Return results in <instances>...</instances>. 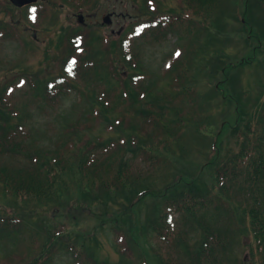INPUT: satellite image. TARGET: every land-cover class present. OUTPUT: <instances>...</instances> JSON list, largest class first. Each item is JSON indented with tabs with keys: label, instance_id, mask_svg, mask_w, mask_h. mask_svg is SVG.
<instances>
[{
	"label": "trees",
	"instance_id": "trees-1",
	"mask_svg": "<svg viewBox=\"0 0 264 264\" xmlns=\"http://www.w3.org/2000/svg\"><path fill=\"white\" fill-rule=\"evenodd\" d=\"M60 1L62 9L65 5L70 11H80L85 2L96 6L101 3L100 0ZM167 1L133 0L139 8L133 16L134 21L118 40L106 39L95 27L84 29L62 23L58 13L61 6L57 7L55 0L39 9L38 25L45 15L42 26L49 28L47 31L54 29L49 40L51 44L53 41L55 49L49 51L51 54L45 53L35 71L22 75L28 79L37 111L45 110L54 117L51 131L56 128L55 138L41 139L39 122L31 119L29 123L27 103L20 108L10 106L5 95L11 82L0 83V207L4 206L0 209V264H57L53 257L59 251L71 254L73 264H172L158 248L146 250L144 247L151 246V237L160 236L166 241L171 239L170 247L179 254L174 255L173 264H185V257L192 259V264H244L236 257L238 238L244 234L251 237V258H257L256 264H264V208L252 205L242 213L235 205L229 211L232 203L227 198L230 191L236 192L251 184L264 187V106L245 125L240 121L235 125L231 121L224 124L219 135L221 139L207 144L216 148L214 154L202 153L205 162L202 171L209 172L210 168L214 171L209 182L200 175L199 167L196 186L178 183L164 190L158 182L162 171L155 165L145 171L131 169L140 157L149 159L142 155L154 158L164 155V149L176 141L175 132L180 133L184 141L189 140V136L193 140L201 124L194 121L190 129L189 114L178 118V111L169 108L166 98L158 95L157 80L146 83L141 79L145 72L140 58L141 42L146 38L161 41L171 34L188 43L196 27L191 41L194 48L199 44L200 48L192 46L191 62L190 45L187 44L185 59L177 62L172 70L181 72L188 80L193 64L205 65L197 56L211 49L213 66L221 73L224 71L225 88H221L224 93L232 87L227 69L230 66L244 69L255 59L256 52L264 53V0H249L257 11L245 17L246 31H236L231 36L235 18L233 13L222 8L231 7L239 0ZM9 12L14 17L11 4H0V13L7 15ZM162 15L168 17V23L159 20ZM5 20L0 19V35L9 28L6 23L10 21L5 23ZM143 23L147 26L128 49L124 45L127 34ZM233 35H240L248 52L238 61L230 59L237 64L226 66L227 56L222 46ZM100 89L105 96L103 100L98 98ZM72 96L75 97L66 109L67 99ZM263 98L261 95L260 99ZM82 100L88 104V109L73 119ZM106 100L109 103L105 105L103 101ZM159 100L164 103L156 105ZM86 114L89 120L95 121L94 128L85 125ZM254 118H257L255 122ZM225 136L226 144L223 142ZM222 146L227 148V153ZM200 160L192 153L193 165L198 167ZM221 172L227 182L220 189L227 197L218 193L212 195ZM79 193L86 196L87 203L76 211L90 212L91 203L98 204L100 215L97 216L111 224L118 234L113 244L116 262L102 260L96 250L101 247L96 242L94 247L90 244L94 237L68 221L52 228L36 225L40 222L35 218L51 219L50 214L63 217L66 213L63 203ZM56 200L62 203L55 204ZM213 201L218 203L216 207ZM221 201L227 202L219 217ZM110 203L118 211L109 217ZM165 207L180 213L182 230L170 228ZM143 209L146 212L141 220ZM28 216L33 217L31 222ZM34 219L36 223L33 224ZM233 219L245 229L237 235L235 231H225L219 223L223 220L232 225ZM192 229L200 232L196 246L189 243ZM21 242L26 250L22 254L17 249Z\"/></svg>",
	"mask_w": 264,
	"mask_h": 264
},
{
	"label": "rangeland",
	"instance_id": "rangeland-1",
	"mask_svg": "<svg viewBox=\"0 0 264 264\" xmlns=\"http://www.w3.org/2000/svg\"><path fill=\"white\" fill-rule=\"evenodd\" d=\"M4 1V0H2ZM42 2L40 0H36L34 2ZM102 7H105L109 11L115 10L117 13H126L127 10L128 13L130 14V18L127 19H122L120 21L113 19L112 23V29L115 30L116 32L118 29L126 24H128L132 20V16L135 15L136 10H138L136 4L133 3V0H102ZM41 7H39L40 9ZM61 6V11L58 10V13L61 17L62 22H71L74 23L75 19H71V12L69 8H67L65 5ZM36 9V8H35ZM38 11V10H37ZM89 22V21H85ZM92 23H101V18L99 16L93 20H90ZM21 26H24L23 23H20ZM35 28V27H34ZM37 29V28H35ZM49 28H46L42 30L38 29L35 34H33L31 31H28L23 34L25 36V41L27 43L26 47L29 45L30 48H35L36 51H34L33 55L24 53L25 48H21L20 44L18 42H12L10 43L9 41H3L0 44V62H3L4 65L0 66V83L3 85L4 83H12V86L14 88L10 89L7 93V100L9 101L10 104L17 103L18 106H23V103H26V99L33 101L31 97V88H29V83L27 82L26 85L24 84H15L18 80V76L22 75L23 72H30V71H35V67L37 66V63L39 60H41L43 57H45V53L48 52H53V49H55L53 45L49 40V34L51 32H54V29H51L47 31ZM57 29V28H56ZM102 31L106 34H109V29L102 28ZM14 40H18L16 37L12 36ZM32 39V40H31ZM173 41V40H172ZM143 57L146 61L147 67L151 72H157V69L160 65L161 59L163 58L165 53L170 52L171 46H169L167 43H165L163 46L156 47L155 49H152L148 47L147 44H143ZM244 46V44H242ZM50 51V52H49ZM227 55H229L231 58L235 57L234 53H236V50L234 47H231L227 49ZM264 53H261V50L256 52V57L255 61L251 62V64L246 67V68H232L230 66L229 69H227V76L229 79L230 84L232 85L231 87V92H233L235 95V98L233 101H223V98H219L216 93L214 92V88L216 86H221L220 83V77L221 73L215 78L214 81L211 80L210 78V73L212 71L211 67V60L212 56L208 54L201 55L199 57V61L203 62L206 64V76L210 80L209 84V90L211 91L210 94L215 95L214 98V103L218 104L221 106V114L217 118H213L210 116L211 112L213 113V110L205 109L206 111V125H207V130L211 132L212 135H216L218 132H221L223 129H220V123L221 119H226L233 121L234 125L237 122H241L242 124H246L249 122L250 119H252L254 114H259V112L262 110V107L264 106V100L258 98L260 95V92L262 91L264 93ZM169 62V61H168ZM226 62H231V61H226ZM242 71V74L240 75L238 81H237V75L239 74V71ZM244 72H246L244 74ZM250 80V83L248 82ZM263 80V83L257 82V80ZM237 81V82H236ZM246 82H248L246 84ZM218 88V87H217ZM250 90V93H247L246 91ZM221 92V91H219ZM206 94V93H205ZM243 95H246L244 97ZM73 97V96H72ZM71 97V98H72ZM72 99H67V107L68 108L70 102ZM26 108L28 111L32 112L30 113L32 118H29V123L31 122V119L33 121H38L39 122V129L41 134H45V139L49 138L52 135V132L48 130V125L50 120L47 116L43 115V112L46 113L44 110L43 112H38L37 109L35 108V105L32 103L26 104ZM229 109H232L235 114L234 116L230 115ZM257 118H254V122L256 121ZM28 121V120H27ZM26 121V122H27ZM219 129V131H217ZM48 130V131H47ZM221 130V131H220ZM46 131V132H45ZM44 132V133H43ZM40 138H44L43 136H40ZM226 138V136L223 138V140ZM46 141V140H45ZM207 149V148H206ZM191 153V151H189ZM191 156V155H190ZM193 171H195L193 169ZM207 174L212 175V169H209V172ZM194 175V172H190V176L192 177ZM210 176H205L204 180L209 182ZM197 185V184H196ZM74 196V195H73ZM55 204H61L62 200H56L54 201ZM86 196L84 194L79 193L78 195L74 196L73 199L66 201V203H63V209L66 213H64L63 217L62 216H52L50 214L51 219H45V218H35L37 221H39V224H36L42 228V226L45 224L48 228H52L53 226H58L59 224L65 223V221H68L69 223H72V226H75L82 232H88L90 233V237H94L90 239V244L91 246H95L94 243L101 247L100 250L96 248L97 252L99 251L100 258L102 260L109 259L112 262H116L118 260L117 256L115 255L114 248L112 246L113 244V228L111 224H107L108 222H105L101 219V216H97L98 214L100 215L99 208L100 206L96 203H91V208H89L91 211L85 212V211H76L77 207H84L86 206ZM0 209H4V206L1 205ZM53 207V205H52ZM76 208V209H75ZM108 210H109V217L112 216V214H116L118 211V208L110 203L108 205ZM48 212V209H46V213ZM42 212V214H46ZM36 216V214L33 215V217ZM32 216H28V220L31 222ZM108 217V218H109ZM106 218V220L108 219ZM141 220L144 218V213L143 211L140 214ZM33 220V224L36 223V220ZM179 226V224H178ZM200 232H198L197 235H199ZM248 238H245V243L247 244L250 241V235H247ZM149 238V236H147ZM23 242H21L18 246V252L22 254V252H26L25 248H23L25 245H22ZM193 244L196 246L197 245V239L193 241ZM245 244V246H246ZM145 249L150 250L154 249V247L158 248V250L161 251L163 254V257H167L169 252L171 251V248L167 245L166 241H160L159 243L154 240L152 237V245L149 247V245L144 246ZM236 247V257L238 258L241 257L245 259L246 264H250V258L248 256V248L246 247H240L238 250ZM177 252V256H178ZM71 254H66L64 251L56 254L54 256V260L57 262V264H70L71 262ZM170 260V259H168ZM257 260V258H255ZM252 261V260H251ZM183 263L185 264H192L191 259H184ZM254 264H256L254 262Z\"/></svg>",
	"mask_w": 264,
	"mask_h": 264
},
{
	"label": "water",
	"instance_id": "water-1",
	"mask_svg": "<svg viewBox=\"0 0 264 264\" xmlns=\"http://www.w3.org/2000/svg\"><path fill=\"white\" fill-rule=\"evenodd\" d=\"M36 0H21L19 1V5H24V4H28V3H31V2H34Z\"/></svg>",
	"mask_w": 264,
	"mask_h": 264
},
{
	"label": "snow or ice",
	"instance_id": "snow-or-ice-1",
	"mask_svg": "<svg viewBox=\"0 0 264 264\" xmlns=\"http://www.w3.org/2000/svg\"><path fill=\"white\" fill-rule=\"evenodd\" d=\"M179 54H180L179 52L176 53V55H179Z\"/></svg>",
	"mask_w": 264,
	"mask_h": 264
}]
</instances>
